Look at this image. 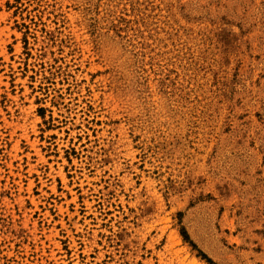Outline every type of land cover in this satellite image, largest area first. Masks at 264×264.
<instances>
[{"label":"rangeland","instance_id":"374dc122","mask_svg":"<svg viewBox=\"0 0 264 264\" xmlns=\"http://www.w3.org/2000/svg\"><path fill=\"white\" fill-rule=\"evenodd\" d=\"M0 264H264V0H0Z\"/></svg>","mask_w":264,"mask_h":264},{"label":"trees","instance_id":"16d2710c","mask_svg":"<svg viewBox=\"0 0 264 264\" xmlns=\"http://www.w3.org/2000/svg\"><path fill=\"white\" fill-rule=\"evenodd\" d=\"M180 234H181V236L183 237L184 240H188V235H187V233H186L184 228H181Z\"/></svg>","mask_w":264,"mask_h":264}]
</instances>
